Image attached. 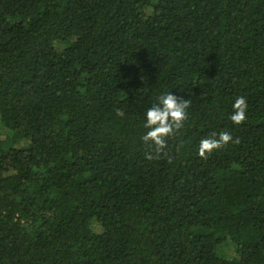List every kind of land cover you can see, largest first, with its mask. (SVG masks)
<instances>
[{
  "label": "trees",
  "instance_id": "obj_1",
  "mask_svg": "<svg viewBox=\"0 0 264 264\" xmlns=\"http://www.w3.org/2000/svg\"><path fill=\"white\" fill-rule=\"evenodd\" d=\"M0 128V264H264V0H0Z\"/></svg>",
  "mask_w": 264,
  "mask_h": 264
},
{
  "label": "clouds",
  "instance_id": "obj_2",
  "mask_svg": "<svg viewBox=\"0 0 264 264\" xmlns=\"http://www.w3.org/2000/svg\"><path fill=\"white\" fill-rule=\"evenodd\" d=\"M191 103L190 99L178 98L170 92H165L158 96L157 101L147 109L144 123V128L147 131L141 138L144 145L151 149L145 153L147 159H159L163 155L168 158L169 163H172V157L168 156L166 152L168 140L175 137L184 128ZM247 109L246 97L238 96L232 104V114L230 115L232 123L242 124L247 119ZM116 115L123 117L125 113L122 109L117 108ZM229 143L239 144L240 140L238 137L233 139L231 133L227 131L213 133L211 137L200 140L198 155L200 158L207 159L213 151L225 147Z\"/></svg>",
  "mask_w": 264,
  "mask_h": 264
},
{
  "label": "rangeland",
  "instance_id": "obj_3",
  "mask_svg": "<svg viewBox=\"0 0 264 264\" xmlns=\"http://www.w3.org/2000/svg\"><path fill=\"white\" fill-rule=\"evenodd\" d=\"M5 132H7V131H6V130H2V129L0 128V134H1L2 136L4 135ZM220 251H221V252L226 251V252H228V253L231 252V250H230L228 247H222V249H221Z\"/></svg>",
  "mask_w": 264,
  "mask_h": 264
}]
</instances>
